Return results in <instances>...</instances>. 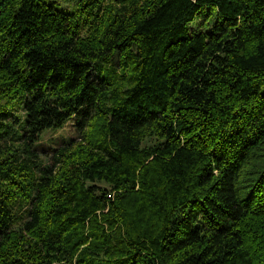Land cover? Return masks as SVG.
Instances as JSON below:
<instances>
[{
    "label": "trees",
    "instance_id": "obj_1",
    "mask_svg": "<svg viewBox=\"0 0 264 264\" xmlns=\"http://www.w3.org/2000/svg\"><path fill=\"white\" fill-rule=\"evenodd\" d=\"M74 2L0 0V264H264V0Z\"/></svg>",
    "mask_w": 264,
    "mask_h": 264
},
{
    "label": "rangeland",
    "instance_id": "obj_2",
    "mask_svg": "<svg viewBox=\"0 0 264 264\" xmlns=\"http://www.w3.org/2000/svg\"><path fill=\"white\" fill-rule=\"evenodd\" d=\"M47 3H51L57 8L66 9L68 11H75V0H44ZM81 16L80 19H82ZM205 17L202 15L200 20H203ZM198 29V24L192 26L191 31L195 32ZM76 133L74 129V122L69 121L62 128L56 130L46 131L41 135V142H39V147H37L38 152L42 153V150H45L48 154V148L59 146L64 140L70 138H75Z\"/></svg>",
    "mask_w": 264,
    "mask_h": 264
}]
</instances>
